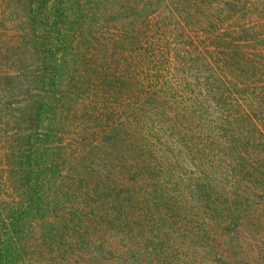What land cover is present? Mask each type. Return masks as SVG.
I'll list each match as a JSON object with an SVG mask.
<instances>
[{"label":"trees","instance_id":"obj_1","mask_svg":"<svg viewBox=\"0 0 264 264\" xmlns=\"http://www.w3.org/2000/svg\"><path fill=\"white\" fill-rule=\"evenodd\" d=\"M0 264H264V0H0Z\"/></svg>","mask_w":264,"mask_h":264},{"label":"rangeland","instance_id":"obj_2","mask_svg":"<svg viewBox=\"0 0 264 264\" xmlns=\"http://www.w3.org/2000/svg\"><path fill=\"white\" fill-rule=\"evenodd\" d=\"M162 14H167V11H166V10H165V11H163V12H162Z\"/></svg>","mask_w":264,"mask_h":264}]
</instances>
